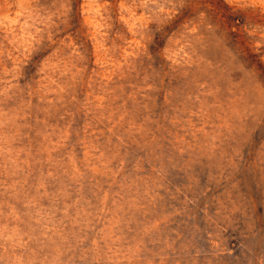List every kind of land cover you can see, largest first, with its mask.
<instances>
[{
  "label": "rangeland",
  "instance_id": "rangeland-1",
  "mask_svg": "<svg viewBox=\"0 0 264 264\" xmlns=\"http://www.w3.org/2000/svg\"><path fill=\"white\" fill-rule=\"evenodd\" d=\"M0 264H264V0H0Z\"/></svg>",
  "mask_w": 264,
  "mask_h": 264
}]
</instances>
